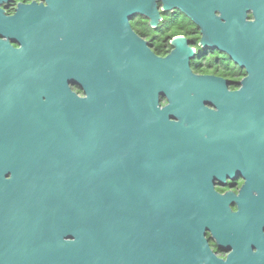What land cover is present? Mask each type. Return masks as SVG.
I'll return each instance as SVG.
<instances>
[{"label": "water", "instance_id": "obj_1", "mask_svg": "<svg viewBox=\"0 0 264 264\" xmlns=\"http://www.w3.org/2000/svg\"><path fill=\"white\" fill-rule=\"evenodd\" d=\"M52 1L53 22L15 32L20 49L0 42V264H230L214 261L205 238L214 189L194 143L183 134L160 142L133 112V98L153 92L118 91L129 81L112 52L101 55V84L85 100L65 81L69 1L153 16L159 0ZM253 7L264 20V0ZM259 64L248 54V67ZM150 74L168 96H191L199 81L187 69ZM233 264L264 260L239 253Z\"/></svg>", "mask_w": 264, "mask_h": 264}, {"label": "flooded vegetation", "instance_id": "obj_2", "mask_svg": "<svg viewBox=\"0 0 264 264\" xmlns=\"http://www.w3.org/2000/svg\"><path fill=\"white\" fill-rule=\"evenodd\" d=\"M255 2L159 0L151 16L69 1L60 38L65 81L77 98L101 84V55L112 52L120 78L129 81L118 91L154 94L132 100L148 131L160 142L183 134L194 143L188 149L205 163L201 179L214 189L205 238L214 261L232 258L230 264L239 253L264 260V64L247 65L248 54L264 61V20ZM54 18L52 0H0V42L18 50L15 32L24 23ZM157 66L199 78L191 96H168L166 81L150 74Z\"/></svg>", "mask_w": 264, "mask_h": 264}]
</instances>
